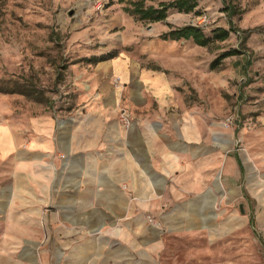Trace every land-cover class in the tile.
I'll return each instance as SVG.
<instances>
[{
  "label": "crops",
  "instance_id": "crops-1",
  "mask_svg": "<svg viewBox=\"0 0 264 264\" xmlns=\"http://www.w3.org/2000/svg\"><path fill=\"white\" fill-rule=\"evenodd\" d=\"M160 21L132 52L74 60L86 67L66 112L0 94V264H225L218 248L241 228L264 264V115L236 134L198 123L178 90L206 45L161 38L179 26ZM30 86L17 94L46 100Z\"/></svg>",
  "mask_w": 264,
  "mask_h": 264
},
{
  "label": "rangeland",
  "instance_id": "rangeland-1",
  "mask_svg": "<svg viewBox=\"0 0 264 264\" xmlns=\"http://www.w3.org/2000/svg\"><path fill=\"white\" fill-rule=\"evenodd\" d=\"M134 1L104 0L102 8L95 9L92 0H0V81L33 85L46 98L0 92L9 94L4 103L48 107L59 113L75 106L73 77L86 64L72 62L112 48L132 52L137 31L151 23L125 11ZM141 1L156 5L170 0ZM185 24L198 26L209 37L218 27L228 34L201 47L182 41L183 47L193 48V76L178 90L181 102L193 108L198 123L206 118L209 126L222 125L232 134L251 127L264 115V0H196L189 12L169 8L165 21L157 25ZM229 48L239 53L208 68L216 55ZM236 233L226 235L218 248L224 251L225 264H262L261 250L249 230ZM189 243L182 238L171 242L177 249Z\"/></svg>",
  "mask_w": 264,
  "mask_h": 264
},
{
  "label": "trees",
  "instance_id": "trees-1",
  "mask_svg": "<svg viewBox=\"0 0 264 264\" xmlns=\"http://www.w3.org/2000/svg\"><path fill=\"white\" fill-rule=\"evenodd\" d=\"M196 6V0H170L168 2H161L156 7L151 5L144 6L141 0L132 2L131 8L125 11H131L133 14L137 15L138 19L148 20V21H160L166 16V12L169 8H175L177 11L189 12ZM228 30L224 28H215L212 31V35L206 36L203 34L202 30L193 24H185L179 27L171 28L167 32L160 34L161 38L168 39H188L190 38L197 45H207L211 39L223 40L227 37ZM238 50L235 48H229L227 50L221 51L216 55L210 62V68H215L220 61L230 55L238 54ZM116 54L115 50H110L106 53L99 55H90L88 57H82L79 60L86 62L95 63L97 61L108 59ZM78 61V60H77ZM10 80L0 81V92L2 93H19L27 96H33L35 90L27 83L11 81L10 85H5V82Z\"/></svg>",
  "mask_w": 264,
  "mask_h": 264
},
{
  "label": "built area",
  "instance_id": "built-area-1",
  "mask_svg": "<svg viewBox=\"0 0 264 264\" xmlns=\"http://www.w3.org/2000/svg\"><path fill=\"white\" fill-rule=\"evenodd\" d=\"M104 0H92V5L95 9H101ZM201 21H204L205 17L201 16ZM119 122L122 127L127 128L131 123V116L125 109H120L118 113Z\"/></svg>",
  "mask_w": 264,
  "mask_h": 264
}]
</instances>
